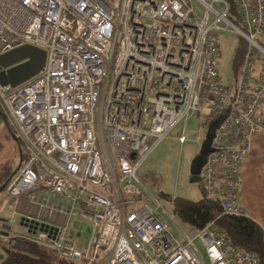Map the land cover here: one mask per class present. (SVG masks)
Masks as SVG:
<instances>
[{
  "label": "built area",
  "instance_id": "built-area-1",
  "mask_svg": "<svg viewBox=\"0 0 264 264\" xmlns=\"http://www.w3.org/2000/svg\"><path fill=\"white\" fill-rule=\"evenodd\" d=\"M263 32L264 0H0V56L26 45L46 56L33 78L0 86V125L25 156L0 196L12 213L9 244L75 264H260L214 222L178 224L138 174L179 125L184 145L197 116L194 143L212 140L194 181L223 214L248 217L241 167L264 132ZM220 33L246 43L229 82L218 69ZM21 201L54 221L16 220Z\"/></svg>",
  "mask_w": 264,
  "mask_h": 264
},
{
  "label": "rangeland",
  "instance_id": "rangeland-1",
  "mask_svg": "<svg viewBox=\"0 0 264 264\" xmlns=\"http://www.w3.org/2000/svg\"><path fill=\"white\" fill-rule=\"evenodd\" d=\"M196 12L199 15L203 14V10L195 5ZM221 45V56L218 60V69L222 79L226 82L231 77V61L232 50L237 42V37L233 34L220 33L219 35ZM259 115H264V103L258 111ZM199 123L197 116H190L187 123L186 135L187 142L184 145H179L176 136L178 135L181 125L176 127L170 135L163 139L149 154L139 170V177L145 180V185L149 188L151 193L158 199L161 206L165 208L167 213L170 212L169 199L174 197H182L189 200L197 201L201 197V191L197 182L189 174L190 164L192 160L198 155L200 147H198L193 141V134L196 131ZM9 140L14 141L12 136ZM18 144V142H17ZM22 146V145H20ZM23 149V147H21ZM11 148L8 146V150ZM20 149V147H19ZM22 149L20 151L22 152ZM6 146L0 143V156L5 153ZM18 162V155L10 158ZM3 165V164H2ZM1 167V165H0ZM18 167V166H17ZM242 183V180H241ZM257 185L248 191L245 186L243 195L245 193L255 194L260 198H264L263 184L256 183ZM242 188V186H241ZM3 192V191H2ZM0 193V196L2 195ZM251 192V193H249ZM241 203V200H240ZM6 198H0V218L7 220L11 217V212L7 210ZM17 220L18 216H14ZM73 222L80 223L81 226H85V223L80 219H74ZM178 224H181L177 220ZM183 226V224H181ZM2 229V228H0ZM13 231L17 233H23L24 231L18 226V222L12 225ZM84 240L88 238V235L82 237ZM28 246H26L27 248ZM25 248V249H26ZM23 250L22 245L9 244L8 239L0 246V264L8 257L9 253L23 254L26 250ZM75 264V263H74Z\"/></svg>",
  "mask_w": 264,
  "mask_h": 264
},
{
  "label": "trees",
  "instance_id": "trees-1",
  "mask_svg": "<svg viewBox=\"0 0 264 264\" xmlns=\"http://www.w3.org/2000/svg\"><path fill=\"white\" fill-rule=\"evenodd\" d=\"M230 19L238 25L239 16L231 6ZM246 51V43L240 39L237 40L232 52L231 78L237 79ZM221 56V52H220ZM230 78V79H231ZM230 81V80H229ZM227 81V82H229ZM2 119V111L0 109ZM3 128L12 136L11 131L5 124ZM21 144H17V150L22 149ZM20 147V149H19ZM20 159L16 163L10 160L0 167V187L6 185L14 177L19 163L25 159L23 150L19 153ZM18 166V167H17ZM142 180V179H141ZM145 183V180H142ZM201 197L197 201L182 197L169 199L171 214H174L177 220L186 226L196 230L202 229L207 224L214 222L219 228L225 230L235 245L249 252L257 254L260 258V264H264V230L251 218L241 216H229L223 214L218 204L209 200L201 187ZM23 254L9 253L2 264H74L73 262L62 259L58 253L42 246L28 245Z\"/></svg>",
  "mask_w": 264,
  "mask_h": 264
},
{
  "label": "crops",
  "instance_id": "crops-1",
  "mask_svg": "<svg viewBox=\"0 0 264 264\" xmlns=\"http://www.w3.org/2000/svg\"><path fill=\"white\" fill-rule=\"evenodd\" d=\"M259 43L264 50V32L260 36ZM262 66H264V56L260 57L255 64L256 74L259 72ZM231 80L232 78L230 79V81ZM9 137L10 135L8 134L7 130L3 128V125H0V143L5 145L7 150L0 156V165L7 163L8 161H10V158L16 157V155H18V160L20 159V152L19 150H17V142L9 140ZM8 146L11 148L10 150H8ZM241 180L242 188L239 196V203L241 200L240 205L247 211L248 217L254 220L264 230V198H260L254 193L248 195L245 193L244 196L242 191V189L244 190V186L245 191L246 188L248 189V191L251 188L253 189V187L257 185L256 183H260V185L263 184L264 187V132L257 135L252 141L251 154L241 167ZM15 213V216H18L17 220H19L22 216L28 214L33 217L38 215V217L48 219V221H54L53 218L48 215V213H38V210L27 201H21L17 205ZM7 221L8 219L3 220L2 218H0V228H2L0 229V246L7 240ZM18 226L24 231L23 233H25L26 229L20 226L19 223Z\"/></svg>",
  "mask_w": 264,
  "mask_h": 264
},
{
  "label": "water",
  "instance_id": "water-1",
  "mask_svg": "<svg viewBox=\"0 0 264 264\" xmlns=\"http://www.w3.org/2000/svg\"><path fill=\"white\" fill-rule=\"evenodd\" d=\"M45 52L33 46H22L0 56V86H10L12 88L25 83L42 71L45 63ZM15 142L16 139L12 135ZM212 140V133L206 135L198 155L192 160L189 174L195 179L209 151ZM20 152V150H19ZM20 165V163H19ZM5 185L0 187V193ZM22 225V224H21ZM1 258V256H0Z\"/></svg>",
  "mask_w": 264,
  "mask_h": 264
},
{
  "label": "flooded vegetation",
  "instance_id": "flooded-vegetation-1",
  "mask_svg": "<svg viewBox=\"0 0 264 264\" xmlns=\"http://www.w3.org/2000/svg\"><path fill=\"white\" fill-rule=\"evenodd\" d=\"M191 165V164H190Z\"/></svg>",
  "mask_w": 264,
  "mask_h": 264
}]
</instances>
